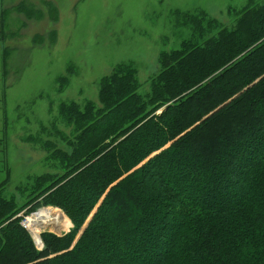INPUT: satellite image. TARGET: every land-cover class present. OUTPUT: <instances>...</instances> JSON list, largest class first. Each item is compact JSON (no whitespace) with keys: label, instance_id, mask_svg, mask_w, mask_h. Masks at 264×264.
Returning <instances> with one entry per match:
<instances>
[{"label":"trees","instance_id":"1","mask_svg":"<svg viewBox=\"0 0 264 264\" xmlns=\"http://www.w3.org/2000/svg\"><path fill=\"white\" fill-rule=\"evenodd\" d=\"M170 57L147 101L128 68L73 115L69 168L38 190L76 229L100 203L82 236L39 248L0 196V264H264V5Z\"/></svg>","mask_w":264,"mask_h":264},{"label":"rangeland","instance_id":"2","mask_svg":"<svg viewBox=\"0 0 264 264\" xmlns=\"http://www.w3.org/2000/svg\"><path fill=\"white\" fill-rule=\"evenodd\" d=\"M263 5L264 0H0V196L20 209L18 217L37 247L44 246L45 233L76 234L74 245L100 204L76 229L65 209L50 201V192L38 190L46 177L69 168L66 155L78 145L82 123L73 116L78 108L105 107L103 85L128 68L147 101L172 51L220 28L231 31L246 9ZM195 19L204 26L211 22L213 32L200 39ZM195 179L198 186L200 177ZM41 208L57 210L68 221L60 230L40 229L37 239L27 221Z\"/></svg>","mask_w":264,"mask_h":264},{"label":"bare ground","instance_id":"3","mask_svg":"<svg viewBox=\"0 0 264 264\" xmlns=\"http://www.w3.org/2000/svg\"><path fill=\"white\" fill-rule=\"evenodd\" d=\"M68 219L61 212L52 208H41L34 215L28 217L27 225L37 239H40V229H61Z\"/></svg>","mask_w":264,"mask_h":264},{"label":"water","instance_id":"4","mask_svg":"<svg viewBox=\"0 0 264 264\" xmlns=\"http://www.w3.org/2000/svg\"><path fill=\"white\" fill-rule=\"evenodd\" d=\"M91 219H92V217H91V218H89V222L91 221ZM87 226H88V224L86 225V227H87ZM86 227H85V228H86ZM29 229H30V228H29ZM33 235H34V234H33ZM34 237H35V235H34Z\"/></svg>","mask_w":264,"mask_h":264}]
</instances>
